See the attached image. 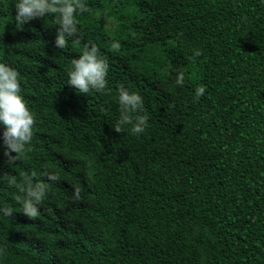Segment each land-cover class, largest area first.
Instances as JSON below:
<instances>
[{"label": "trees", "instance_id": "16d2710c", "mask_svg": "<svg viewBox=\"0 0 264 264\" xmlns=\"http://www.w3.org/2000/svg\"><path fill=\"white\" fill-rule=\"evenodd\" d=\"M89 4L65 49L50 17L18 29L14 5L0 10V61L18 69L38 117L17 168L61 177L38 218L0 219V264H264V0ZM89 41L108 60L111 95L66 83ZM176 71L185 86L166 94ZM120 84L144 96L146 134L112 128ZM0 169L16 174L2 149ZM12 195L0 186V200Z\"/></svg>", "mask_w": 264, "mask_h": 264}, {"label": "clouds", "instance_id": "9594fccd", "mask_svg": "<svg viewBox=\"0 0 264 264\" xmlns=\"http://www.w3.org/2000/svg\"><path fill=\"white\" fill-rule=\"evenodd\" d=\"M10 3L15 8L14 21L18 29L33 19L50 17V25L57 26L54 43L60 49H65L70 42H80L81 27L76 17L92 13L89 0H0V10L7 12ZM111 47L119 50L120 43L113 42ZM200 54L199 50L193 53L194 56ZM108 71L107 58L101 55L95 43L89 41L77 57L71 58L66 69V83L83 95H111L113 90L109 87ZM168 79L169 86L165 92L174 95L185 86L186 74L183 71L169 72ZM23 93L18 69L6 60L0 61V149L5 163L16 173L0 169V186L6 185L14 192L11 203L0 200V219L10 217L14 211L22 212L30 219L38 218L41 205L51 198V186L61 180L59 171L48 165L29 171L17 168L18 164L29 159L38 119ZM204 93L203 87H196L194 98L199 99ZM113 99L119 112L112 128L116 132L129 131L137 137L146 134L151 127V112L141 92L120 84ZM100 111L105 109L100 107ZM71 199H81V189L75 185Z\"/></svg>", "mask_w": 264, "mask_h": 264}, {"label": "rangeland", "instance_id": "374dc122", "mask_svg": "<svg viewBox=\"0 0 264 264\" xmlns=\"http://www.w3.org/2000/svg\"><path fill=\"white\" fill-rule=\"evenodd\" d=\"M106 23H107V27H110L111 26V23H110V21L109 20H106Z\"/></svg>", "mask_w": 264, "mask_h": 264}]
</instances>
